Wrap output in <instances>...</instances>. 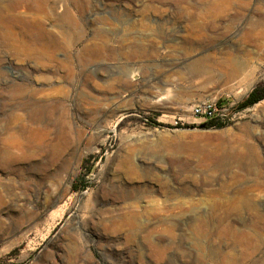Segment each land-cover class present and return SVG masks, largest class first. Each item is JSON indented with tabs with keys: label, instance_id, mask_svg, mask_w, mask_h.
<instances>
[{
	"label": "rangeland",
	"instance_id": "374dc122",
	"mask_svg": "<svg viewBox=\"0 0 264 264\" xmlns=\"http://www.w3.org/2000/svg\"><path fill=\"white\" fill-rule=\"evenodd\" d=\"M263 25L264 0H0V264H264ZM206 56L243 71L191 78Z\"/></svg>",
	"mask_w": 264,
	"mask_h": 264
},
{
	"label": "bare ground",
	"instance_id": "6f19581e",
	"mask_svg": "<svg viewBox=\"0 0 264 264\" xmlns=\"http://www.w3.org/2000/svg\"><path fill=\"white\" fill-rule=\"evenodd\" d=\"M224 2V1H223ZM229 4V3H228ZM234 5V4H233ZM230 6V5H228ZM61 8V5H59V9ZM228 9V8H227ZM231 9V7H230ZM226 10V9H225ZM204 11V10H203ZM233 11V10H232ZM207 12V11H206ZM219 13V12H218ZM221 13V12H220ZM237 13V12H236ZM207 13L205 14V16ZM233 17V16H232ZM201 19V17H200ZM204 19V18H203ZM202 19V20H203ZM232 19V18H231ZM202 23V22H201ZM262 23V22H261ZM259 22V24H261ZM205 24V23H204ZM263 24V23H262ZM262 27V25H260ZM264 26V25H263ZM204 27V26H203ZM251 28V27H250ZM259 28V27H258ZM199 29V26L198 28ZM253 29V28H251ZM257 32V31H256ZM259 33V32H258ZM257 33V34H258ZM261 34H264V28H261L260 30ZM256 34V35H257ZM258 41V40H257ZM243 71L242 64L238 60L234 59H220V58H214L210 56L204 57L202 61H194L190 65H188V72L191 78H196L200 75L204 74H211L214 80L217 81L219 84H227L239 77L241 72ZM134 218V217H133ZM131 218L129 219V221ZM128 221V220H127ZM128 221V222H129ZM125 222V221H124ZM119 223V222H118ZM127 223V222H126ZM122 222L120 223V225ZM118 226V225H117ZM126 226V225H125ZM128 226V225H127ZM130 226V225H129ZM128 226V227H129ZM136 227V226H135ZM131 229V227H129ZM121 229V228H120ZM136 229V228H133ZM137 230V229H136ZM134 232V230H132ZM141 231V230H140ZM131 232V231H130ZM134 233L132 234V236ZM130 236V235H129ZM128 238V237H127ZM131 238V237H130ZM129 240V239H128ZM222 261V260H221Z\"/></svg>",
	"mask_w": 264,
	"mask_h": 264
},
{
	"label": "built area",
	"instance_id": "2783aa9c",
	"mask_svg": "<svg viewBox=\"0 0 264 264\" xmlns=\"http://www.w3.org/2000/svg\"><path fill=\"white\" fill-rule=\"evenodd\" d=\"M233 110L235 111L236 108L232 104L217 105L210 101H204L192 107V114L205 121L217 118L224 120Z\"/></svg>",
	"mask_w": 264,
	"mask_h": 264
},
{
	"label": "trees",
	"instance_id": "16d2710c",
	"mask_svg": "<svg viewBox=\"0 0 264 264\" xmlns=\"http://www.w3.org/2000/svg\"><path fill=\"white\" fill-rule=\"evenodd\" d=\"M263 98L262 95H258V89L255 88L254 90H252L248 96L246 98H244L240 104L238 105V107L236 108V110H243L246 109L252 105H254L255 103H257L258 101H260Z\"/></svg>",
	"mask_w": 264,
	"mask_h": 264
}]
</instances>
